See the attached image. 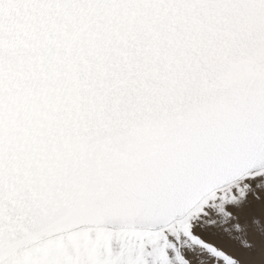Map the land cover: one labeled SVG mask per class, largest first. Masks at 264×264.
Returning a JSON list of instances; mask_svg holds the SVG:
<instances>
[{
	"label": "snow or ice",
	"instance_id": "1",
	"mask_svg": "<svg viewBox=\"0 0 264 264\" xmlns=\"http://www.w3.org/2000/svg\"><path fill=\"white\" fill-rule=\"evenodd\" d=\"M0 264H264V0H0Z\"/></svg>",
	"mask_w": 264,
	"mask_h": 264
}]
</instances>
